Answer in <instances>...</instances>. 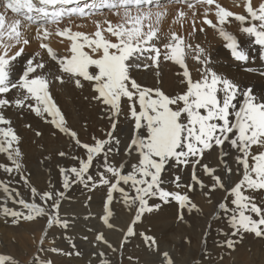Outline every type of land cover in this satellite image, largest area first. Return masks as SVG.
Here are the masks:
<instances>
[{
    "label": "snow or ice",
    "instance_id": "1",
    "mask_svg": "<svg viewBox=\"0 0 264 264\" xmlns=\"http://www.w3.org/2000/svg\"><path fill=\"white\" fill-rule=\"evenodd\" d=\"M236 6L241 11L219 0H0V154L6 157L0 170L7 175L0 178V216L13 225L45 220L31 264H54L49 253L81 255L74 241V251L45 247L51 228L75 229L61 206L76 184L102 193L101 212L84 217L101 227L87 229L92 239L82 236L98 249L92 253L98 264H111L102 246L122 255L137 236L159 264H177L155 234L136 231L146 214L165 205L184 222L186 213H203L200 201L206 202L210 218L225 222L220 234L226 249H234L242 234L264 239V92L222 74L198 42L200 34L213 30L234 61L264 77V67L248 66L264 64V0H238ZM77 19L91 20L94 31L74 30ZM185 25L190 30L182 31ZM232 26L244 42L228 30ZM53 32L64 44L63 53L50 43ZM33 43L37 47L29 52ZM161 62L176 66L174 92L146 86L135 76L158 70ZM57 84L90 89L85 99L109 118L103 137L84 141L71 128L54 98ZM11 109L34 114L56 130L53 136L59 132L74 142V152L57 153L70 160L57 165L60 188L49 181L38 189L25 174L21 138L7 115ZM121 117L130 128L124 141L116 134ZM91 201L90 194L85 205ZM116 205L126 210L122 227ZM104 229L121 234L118 246ZM0 264L21 261L0 251Z\"/></svg>",
    "mask_w": 264,
    "mask_h": 264
},
{
    "label": "bare ground",
    "instance_id": "2",
    "mask_svg": "<svg viewBox=\"0 0 264 264\" xmlns=\"http://www.w3.org/2000/svg\"><path fill=\"white\" fill-rule=\"evenodd\" d=\"M219 2L222 4V6L228 8L229 10H234L237 12L241 11V9L236 6L238 0H219ZM79 21L80 20L77 19L75 21V25L78 24ZM86 21L89 24L88 31L92 32L94 30L93 22L91 20ZM170 25L171 20L163 25L164 30L167 31ZM187 30L190 29L187 25H185V29L182 31ZM228 30L235 33L242 42L245 41L246 38L240 36L235 26L230 27ZM198 42H200L202 46L206 47L211 52L213 62L222 74L241 82L245 86L252 85L257 93L264 92V77H260L258 73L246 72L244 67H242L239 62L234 61L230 55L229 50L224 48V41L213 30L209 29L206 36L204 34H200V36L198 37ZM50 43L60 53L64 52V44L61 42V38L57 37L54 32L53 36L50 37ZM36 47L37 45L33 43L32 47L29 48L28 51L31 52L35 50ZM189 64L191 67H194V62L191 59L189 60ZM248 66L264 67V64L257 62L255 64L250 63ZM175 72L176 66L168 62H161L160 68L158 70H140L135 73V76L146 86L160 87L165 92H174L175 90H177L179 84ZM53 93L54 98L65 114L68 124L73 130L78 133L79 137L82 140L88 141L93 136L101 137V131H103L106 127H110L109 118L102 112L100 106H98L94 102H90L89 99H85V97H90L91 95V91L87 86L83 90H80L75 89L71 84H65L63 87H60L57 84L53 86ZM95 107L98 110H96ZM12 112H15V114L17 115L16 117L19 119L24 118L26 119V121L28 119L34 120L33 123H30L32 125V128L27 130L25 128V124L23 128L24 130H21L25 137L20 146L23 149L22 153L24 166L26 168H29L32 175L38 180L44 178L42 177L43 173H41L40 170L51 172L55 161L52 163L49 161L52 159L57 160V157H59L57 155L58 151H66L69 153L75 151L74 142H72L67 135L57 132V135L53 136L52 132L56 130L50 124L45 123L43 120L35 117L34 114L26 111L19 112L16 109H11L8 111L7 115H11ZM9 117L11 120L13 119L12 116ZM13 121L14 120H12V122ZM18 126L15 124V126L13 127L16 128ZM19 129H21L20 126ZM37 130L42 133L41 138L36 137V135H32L33 132ZM129 131L130 128L127 120L121 117L116 130V134L122 141H124L128 137ZM30 133H32V136L30 135ZM38 159H41L42 162L36 164V161ZM117 159H119V157H117ZM4 161H6V157L0 154V162ZM55 164H60V162ZM97 166L98 162L93 165V169L91 170L92 174L95 173ZM0 178L7 179V175L3 173L2 170H0ZM80 187L81 184H76L66 192L65 201L61 206V213L68 214V216L72 218V221L75 223V229H69L68 233L71 236L75 235V240L83 245L84 252L89 253L93 252L95 249L92 248L90 243L84 241L82 239V236L87 235V229L93 226L96 227L99 224V221L95 218L86 221L84 217L89 213H91L93 217H95V214L101 212L102 193L100 194V191H95L94 194L93 192L84 194L83 190ZM90 194L92 195V201L90 202V204L87 206H81L85 204L86 197H88V195ZM200 204L203 207V212H206V214H199V219L203 221V224L197 230H195L194 227L184 228L180 224L184 222H178L175 219L174 208L172 207V205H165L159 212L146 214V218L143 219V222L141 224H138L136 228L142 231L147 230L150 233V227L152 226L153 232L157 233V238L161 240L163 246L166 247L168 246L167 243L169 244V246H171L172 243L177 241V238H179L180 236L187 237L188 239H190L189 236H193L194 242H191L190 245L184 242H180L182 244V246H180V248H182L181 251H175L176 247L173 246L172 253L175 256L177 264H211L212 261H205V257L202 255L205 249L209 250L210 248H207L208 246L202 243L203 236L205 234L210 235L212 232L215 246L220 247L221 241L220 238H217V222H210L212 219L209 216L212 211L211 206H205L207 203L204 201H200ZM63 206L68 207V211H64ZM115 213L116 216L121 220L120 226H124L128 219L126 210L121 211L120 205H116ZM189 214L191 213H188V215ZM40 220H42L43 222V219ZM186 220L187 216L185 221ZM209 222L211 224L210 226H208V228H206V225ZM35 225L36 222H21L18 225H13L10 221L6 222L3 216H0V251L14 254L20 259L21 264H31V256L34 252L35 247L38 246L37 241L43 229V227L41 229L40 227ZM25 230L28 232L27 234H25ZM50 230L49 235H51ZM186 230H189L192 233H189L187 235L185 233ZM58 232L64 234L62 239L70 238L69 236H67V234H65L67 232H65L63 229L60 228ZM104 232L110 242L114 244V246L119 245V241L122 239V236L119 232L110 231L108 229H104ZM252 236V234H242V238L238 237L236 239V246L234 249L229 250L225 248L227 252H231V255L224 257L221 261L222 263L219 261L220 263L214 262V264H264V239L256 237L258 241L254 243L251 240ZM48 238L45 241V245L47 244ZM92 238L93 236H91L89 239ZM196 238L198 240L197 244L195 242ZM131 239L123 248V253L125 251V255H127L126 257H122L119 250L116 253H113L106 246H102V249L107 248L108 254H111L107 256V258L111 261V264H119L118 258L120 256L122 257L121 264H134V262H132L129 257L134 258L136 255H139L138 258L140 262H143L142 264H151L154 261L147 258V255H152V251L144 246L139 236ZM204 239L206 240L207 238ZM165 240H167V243ZM63 245L64 243H62L61 245L53 244L52 246L63 249ZM128 247L129 251L127 249ZM140 247H142V249L144 250L143 255H141L142 250ZM22 249L26 251V255H20ZM193 249H196V251ZM251 252L257 253L251 254ZM176 254H180L179 258L176 257ZM51 256L53 257V259ZM49 258L54 261V264H98V261L90 262L91 257L88 258L87 255L85 258L79 259L75 257H61L60 254H49Z\"/></svg>",
    "mask_w": 264,
    "mask_h": 264
},
{
    "label": "rangeland",
    "instance_id": "3",
    "mask_svg": "<svg viewBox=\"0 0 264 264\" xmlns=\"http://www.w3.org/2000/svg\"><path fill=\"white\" fill-rule=\"evenodd\" d=\"M80 21H79V23L78 24H76V25H79V27L77 28V27H75V25H74V30H80V31H85V32H90V31H88L89 29H88V26H89V24L87 23V21L85 20V19H79ZM83 25V26H82ZM94 31V30H93ZM95 109L96 110H98L96 107H95ZM9 116H12L13 117V119L12 120H14L13 122H14V124H13V126H15V124L18 126H20L21 127V129H19V126L18 127H16V128H14L16 131H17V134L20 136V138H21V140H20V144H21V142L24 140V135H23V133L21 132V130L23 131L24 129V125L25 124H29V123H33V119H28L27 121H26V119H24V118H17L16 116V114H15V112H12L11 113V115H8V117ZM10 118V117H9ZM15 118V119H14ZM22 124H21V123ZM27 130L28 129H30V128H27V127H25ZM109 128L108 127H106L103 131H101V137H103V135H104V133L108 130ZM32 133H30V135H31ZM32 135H35V131L33 132V134ZM31 135V136H32ZM37 137V136H36ZM38 138H41V136H39ZM38 140V139H37ZM21 147V146H20ZM21 150H22V152H23V149H22V147H21ZM3 155V154H2ZM62 160V161H61ZM46 161H48V160H46ZM55 161V162H54ZM42 161H41V159H38L37 161H36V164H39V163H41ZM49 162H54V165H53V169L51 170V172L50 171H46V170H40L41 171V173H43V176L42 177H44L43 179L41 178L40 180H38L37 178H35L33 175H32V173H31V171H30V169L29 168H26L25 167V170H26V172H25V174L26 175H29L30 176V179H31V182H32V184H34L38 189H44V188H46L47 187V185H48V183H49V181H51L52 182V184H54L57 188H60V183L58 182L59 181V177H58V171H57V165L58 164H55V163H59L60 162V164L59 165H62V166H67V165H69L70 164V160L69 159H67V158H61V157H57V160H50ZM98 167V166H97ZM55 174V175H54ZM95 173H93V175H94ZM32 177H33V179H32ZM50 177V178H49ZM45 180V181H44ZM34 181V182H33ZM35 182H36V184H35ZM39 182V183H38ZM38 184H39V186H38ZM41 186V187H40ZM74 186V185H73ZM72 186V187H73ZM82 190H83V193L84 194H87L89 191L87 190V189H85V187L83 186V185H81V187H80ZM70 190V189H69ZM21 191H22V194L23 195H25L26 197L28 196V191H27V189H24V188H21ZM93 194H94V192H93ZM100 194H101V192H100ZM86 199H87V197H86ZM199 199V198H198ZM64 201H65V199H64ZM63 201V202H64ZM158 202V201H157ZM174 203V202H173ZM63 204V203H62ZM85 204H83V205H81V206H84ZM205 206H210V205H208V204H206ZM63 210L64 211H68V207H66V206H63ZM70 211H72V210H70ZM204 214H206V212H203ZM199 214H202V213H191V214H189L188 215V213H186V216H187V220L186 221H184V223H180L184 228H188V227H194L195 228V230H197L198 228H200V226H202V224H203V221H201L200 219H199ZM61 215H65V214H63V213H61ZM66 215H68V214H66ZM210 222H214V223H216V221L214 220V219H211V221ZM207 223V227L206 228H208V226H210V224L211 223ZM25 223H30V222H25ZM33 223V222H32ZM116 223H117V225L118 226H120V223H121V220H120V218L119 217H117L116 216ZM45 224V220L43 219V222H42V220H39L38 222H36V225L35 226H38V227H40L41 229H42V226ZM217 224V226H216V228H217V238H220V241H221V243H222V240H223V237L221 236V234H220V229L222 228V227H224V224H225V222H224V220H220L219 222H217L216 223ZM101 227V225H100V222H99V224L96 226V228H100ZM60 230V228L59 227H53V228H51V235H49V238H48V241H47V244L45 245V247L46 248H50L53 244H59V245H61L62 243H64V248H63V250L65 251V252H67V251H74V250H72L71 249V241H74L75 243H76V246H77V249L81 252V255L80 256H76L75 254H73V255H71V256H67V255H63V254H60V253H49V254H51V255H61V257H67V258H72V257H75V258H79V259H82V258H85L86 257V255L88 256V258H90L91 257V260H90V262H94V261H97V259H96V257H94L93 255H92V253L93 252H89V253H87V252H84V248H83V245L80 243V242H78L77 240H75V235H70L69 233H68V231H67V233H65V234H67V236H69L70 238H65V239H62L63 238V235L64 234H61L60 232H58ZM42 231H43V229H42ZM136 231H138V233L139 232H141L142 230H139V229H137L136 228ZM25 234H27L28 232L25 230ZM187 235L189 234V233H192L191 231H189V230H186V232H185ZM92 234V235H91ZM150 234H155L156 236H157V233H154L153 232V227L151 226L150 227ZM87 235L89 236V238L91 237V236H93V233H90V235H89V232H87ZM253 236H252V242H254V243H256L257 241H258V239H256V237L254 236V234H252ZM183 236H180L179 238H177V241H175L174 243H172V245L171 246H169V244L167 243V240H165L166 241V243H167V247L166 246H164V247H166V248H169V250L172 252V250H173V246L174 247H176V249H175V251H181V249L182 248H180V246H182V244L180 243V242H184L185 243V238H187V237H183ZM189 238H190V240H191V242L193 243L194 242V237L193 236H189ZM204 238H207L206 239V245L208 246L207 248H209V250L208 249H205L204 251H203V256L205 257L204 258V260L205 261H207V262H209V261H212L211 262V264H214V262H218V263H220L222 260H223V258L224 257H227L228 255H231V252L229 251V252H227L226 250H225V248L224 247H222V246H215V242H214V238H213V235H212V232H211V234L210 235H204L203 236V240L205 241V239ZM238 237H236L235 239H237ZM132 240V239H131ZM202 240V243L203 244H205L204 243V241ZM195 242H196V244L198 243V240H197V238H196V240H195ZM218 247V248H217ZM141 248V250H142V254L141 255H143V252H144V250L142 249V247H140ZM139 248V249H140ZM215 248V249H214ZM23 249H25V248H23ZM22 249V251L21 250H18V251H21V254L20 255H26L25 254V250H23ZM66 249V250H65ZM128 249V251H129V247L127 248ZM105 252H106V254H107V256L108 255H111V254H108V252H107V248H104L103 249ZM193 250H195L196 251V249H193ZM94 251H98L97 249H95ZM215 251H218V252H215ZM141 253V252H140ZM198 253H199V251H198ZM229 253V254H228ZM253 253H257V252H251V254H253ZM147 254V253H146ZM127 255H125V251H124V253L122 254V257H126ZM179 256H180V254H176V257L177 258H179ZM52 257V256H51ZM122 257L120 256L119 258H118V261H119V264H121V261H122ZM139 255H136L134 258H132L131 259V261L132 262H134V264H142L143 262H140L139 261ZM147 258H149V259H152V260H154L151 264H158V260L156 259V257L152 254V255H147ZM52 259H53V257H52ZM220 261V262H219ZM231 262H232V260H231ZM193 263V262H192ZM222 263V262H221ZM58 264H65V263H58ZM194 264V263H193ZM198 264V263H197Z\"/></svg>",
    "mask_w": 264,
    "mask_h": 264
}]
</instances>
